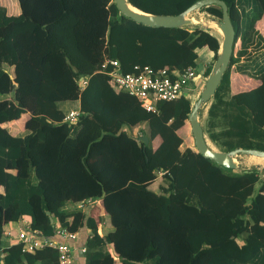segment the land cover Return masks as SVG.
<instances>
[{"label": "trees", "instance_id": "obj_1", "mask_svg": "<svg viewBox=\"0 0 264 264\" xmlns=\"http://www.w3.org/2000/svg\"><path fill=\"white\" fill-rule=\"evenodd\" d=\"M16 1L14 15L0 4V264H58L49 247L28 252L3 238L4 226L19 220L45 239L59 228H87L83 264H264V167L228 169L190 147L179 150L188 95L145 110L98 69L109 58L122 73L134 66L180 72L196 66L203 48L215 58L216 37L137 23L112 0ZM194 1L127 0L154 14H176ZM222 1L233 45L202 133L219 151L264 150V39L255 28L264 0ZM199 11L220 18L216 5ZM231 72L258 83L232 90ZM73 109L77 120L63 121ZM21 120L12 132L7 123ZM95 201L108 217L105 231L100 216L85 213ZM69 202L73 208H64Z\"/></svg>", "mask_w": 264, "mask_h": 264}, {"label": "built area", "instance_id": "obj_2", "mask_svg": "<svg viewBox=\"0 0 264 264\" xmlns=\"http://www.w3.org/2000/svg\"><path fill=\"white\" fill-rule=\"evenodd\" d=\"M196 66H188L180 72L174 69L154 71L148 66L141 68L134 66V72L122 73L115 59L105 58L98 69L107 74L108 82L114 89L126 92L133 96L143 109L153 111L156 100H172L182 94H189L202 88L205 80V67L197 69ZM107 67L108 70H106ZM84 82V78L78 79L80 86ZM78 116V109H73L69 110L62 120L74 123ZM85 203H80L79 206L83 207ZM76 234L77 232L59 228L55 231V237H59V241L54 238L45 239L39 234L28 231L26 224L18 230L15 239L24 251L34 252L43 247H49L55 250L58 264H80L74 256V247L67 242L74 240ZM5 235H10V232H5ZM83 250V247L80 248L81 253Z\"/></svg>", "mask_w": 264, "mask_h": 264}, {"label": "water", "instance_id": "obj_3", "mask_svg": "<svg viewBox=\"0 0 264 264\" xmlns=\"http://www.w3.org/2000/svg\"><path fill=\"white\" fill-rule=\"evenodd\" d=\"M117 11L124 17L151 27H182L189 26L192 18L189 15L199 10L202 6L216 5L220 9V18H211L216 28L219 30L221 40L218 46L217 54L210 68L208 75L203 83L198 96L191 103L186 120L189 125V131L192 136L195 150L204 158H208L218 165L228 169H236L238 164L235 159L238 155H252L264 159V150L249 148H234L229 151H219L210 146L202 133V127L199 119V112L205 108L206 102L211 97L221 79V76L228 64L234 38V30L227 14L226 4L222 0H195L182 11L176 14H154L141 11L130 5L127 0H112ZM146 142V137H140ZM49 221L52 222L51 217ZM82 256V253H79Z\"/></svg>", "mask_w": 264, "mask_h": 264}, {"label": "rangeland", "instance_id": "obj_4", "mask_svg": "<svg viewBox=\"0 0 264 264\" xmlns=\"http://www.w3.org/2000/svg\"><path fill=\"white\" fill-rule=\"evenodd\" d=\"M189 17L192 18L193 21L188 26V28L197 27L199 29H206L207 31H209L210 34H212L213 36L216 37L217 42L219 44V41L221 40L220 33L215 30L216 29V26L210 27L211 22H213L211 20V18H215L214 16H211L210 14H208L205 11L196 10V11L192 12L189 15ZM261 18H262V16L260 17L259 20L256 21L255 28L259 31V33L262 35V37L264 39V21ZM238 44H239L238 41H236L235 44H234L233 51H235L238 48ZM203 49H205V48H203ZM209 51H211V50H209ZM210 53L211 54L208 55L209 56L208 57L209 60H208L207 65H210L211 63L213 64L214 59H215L214 58V55H213V52L211 51ZM196 65H197L196 66L197 69H199L200 68V64H199V61L198 60L196 62ZM207 67L208 66H205V68H207ZM205 79H206V77H205ZM230 81L232 83V90H240V89L245 90V89H249V88L255 86L256 83H258L256 79L247 77L245 75H242V74H239V73H236V72H231V74H230ZM200 90L201 89H199V91ZM197 91H198V89H196L195 91H192L191 93L187 94L188 97L191 99L192 102L198 96V93L199 92H197ZM204 114H205V108L202 109L200 121H202V119L204 117ZM179 122L181 123V125H183V128L185 129L183 139L181 141V144L179 145V150H183L185 147H190L191 149L195 150V148L193 146L192 136H191L190 131H189V125H188V122H187L186 118L180 119ZM134 130L138 134L139 127L138 128H135ZM156 142H157V140H153L152 145H155ZM207 142L209 143V145L212 148L216 149L208 140H207ZM235 159H236L237 164H238V166H237L236 169L247 168V167L252 166V165L258 166L260 169L264 167V159L263 158L260 161H258L257 158H253V157H250L248 155H238V156L235 157ZM256 161H258V162H256ZM150 187H153V185H151ZM65 207H68V208L71 207V208H73V205L69 202V203H66L64 205V208Z\"/></svg>", "mask_w": 264, "mask_h": 264}, {"label": "crops", "instance_id": "obj_5", "mask_svg": "<svg viewBox=\"0 0 264 264\" xmlns=\"http://www.w3.org/2000/svg\"><path fill=\"white\" fill-rule=\"evenodd\" d=\"M0 2H1L0 4L5 7L6 12L8 14H13L14 15V14H18L19 13V7H18V4H17L16 0H0ZM261 19L264 21V14L262 15ZM210 52L211 51H209L208 48L202 49L200 51V53H199L200 57L197 58V60L199 61V64H200V68L208 66L207 65L208 60H209V58H208L209 56L208 55L211 54ZM197 60H196V62H197ZM240 90H242V89H240ZM197 92H199V90ZM15 122L16 121L7 123V125L11 126L10 128H11L12 132L19 131L20 127L23 128V126H22L23 125V120H21V123H18L17 126L15 125ZM179 132L182 135H184L185 129L183 128V125L178 127V133ZM182 139H183V136H182ZM155 140H157V142H156V144H157L158 141H159L158 138H155ZM208 145H209V143H208ZM94 203H95V205L93 207H91L92 205L91 206L89 205L90 203H88L85 206V213L86 214L91 213V215H93L94 218H96V219L100 216L103 219L102 220V225H103L102 226V230L105 231V230L109 229L108 217L105 215V213L103 211H101L98 201H95ZM26 224H27V221H25V220H19V221H14V222L7 223L4 226V228L8 229L7 231L10 232V235H8V236L7 235H3V238L4 239H9V240L10 239H15L16 233L18 232V230L21 229ZM88 232H89V230L87 228H81V229L78 230V232L76 234V238L74 240L67 241L70 245H72L74 247V256H75L76 260L80 264H83V253H82V256L79 255L80 248L83 247V244H84V241H85V239H86V237L88 235ZM54 239L58 240V241L60 240L59 237H54Z\"/></svg>", "mask_w": 264, "mask_h": 264}, {"label": "bare ground", "instance_id": "obj_6", "mask_svg": "<svg viewBox=\"0 0 264 264\" xmlns=\"http://www.w3.org/2000/svg\"><path fill=\"white\" fill-rule=\"evenodd\" d=\"M215 26V24L213 23V22H211V24H210V27H214ZM217 32H219V30L216 28L215 29ZM220 33V32H219ZM218 33V34H219ZM209 146V145H208ZM248 156H250V157H253V158H257V160L258 161H260L262 158H260V157H255V156H252V155H248ZM258 161H256V162H258Z\"/></svg>", "mask_w": 264, "mask_h": 264}]
</instances>
